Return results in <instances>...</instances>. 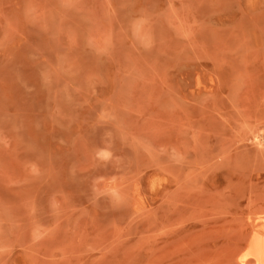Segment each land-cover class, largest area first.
Returning a JSON list of instances; mask_svg holds the SVG:
<instances>
[{"label": "rangeland", "instance_id": "rangeland-1", "mask_svg": "<svg viewBox=\"0 0 264 264\" xmlns=\"http://www.w3.org/2000/svg\"><path fill=\"white\" fill-rule=\"evenodd\" d=\"M261 215L264 0H0V264H242Z\"/></svg>", "mask_w": 264, "mask_h": 264}, {"label": "bare ground", "instance_id": "bare-ground-1", "mask_svg": "<svg viewBox=\"0 0 264 264\" xmlns=\"http://www.w3.org/2000/svg\"><path fill=\"white\" fill-rule=\"evenodd\" d=\"M238 257L242 264H247L248 261L252 264H264V216L261 215L254 220Z\"/></svg>", "mask_w": 264, "mask_h": 264}]
</instances>
